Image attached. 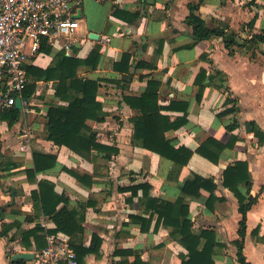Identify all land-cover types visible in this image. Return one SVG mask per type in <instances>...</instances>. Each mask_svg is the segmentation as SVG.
<instances>
[{
    "label": "crops",
    "instance_id": "1",
    "mask_svg": "<svg viewBox=\"0 0 264 264\" xmlns=\"http://www.w3.org/2000/svg\"><path fill=\"white\" fill-rule=\"evenodd\" d=\"M95 1L106 2V11L98 13L95 26L85 32L81 29V40L75 45L78 48L66 54L86 58L95 45L100 46L98 66L80 74L98 81L104 119H89L87 123L99 143L113 146L118 152L107 160L102 152L94 151L90 160L46 139L44 126L50 102L66 104L55 98L53 80L38 81L36 91L29 97L28 109H20L19 119L13 124L2 119V112L0 230L3 223L14 225L6 236L0 234V264H10L13 254L36 248L33 236L29 238L30 249L25 247L24 231L43 220L50 229L54 227L47 216H37L31 197L37 184L28 180L25 170L33 167V150L57 157V165L38 174V179L52 180L55 191L65 193L72 205L91 202L86 208L83 232L70 236L76 243L88 246L95 234L101 245L97 253H88L82 264H131L136 256L146 264H181L187 249L171 236L172 227L162 221L156 223L154 214L149 224H143L147 230H142V223L129 217L149 218L144 205L139 203L142 190L138 189L133 196L131 190H121L144 181L151 184V196L171 202L183 198L194 231L214 230L217 241L223 244L213 254L215 264H240L234 240L239 237L242 214L237 197L222 184L221 177L228 164L245 160L251 176L250 194L258 197L246 213L242 252L250 264H264V143H258L248 125L254 121L264 130V42L244 41L264 29V0L201 1L198 13L209 26H221L234 32L238 42H244L243 46L235 47L233 54L228 53L221 36L193 42L191 26L185 19L188 3L198 0ZM83 4L84 0L80 6L81 23ZM113 4L129 13L138 12V16L133 21L117 18L111 14ZM91 33L98 34V38H92ZM125 52L131 55L128 70L114 69L113 63H119ZM52 57L53 53H44L34 65L46 68ZM151 78L160 83V105L168 106L173 101L189 103L187 124L166 132L175 145L195 150L209 137L226 142L231 134L236 136L234 145L223 149L218 163L194 152L187 164L177 170L171 160L132 143L130 117L137 114V109L130 107L123 96L141 94ZM201 82L205 87L198 101ZM230 109L233 110L226 112ZM161 112L171 119L183 114L177 108ZM232 123L236 126L229 131L227 125ZM61 166L92 175L94 183L87 186L78 182ZM193 173L213 178L217 184L212 208L206 205L209 196L206 189H201L198 197L183 194L182 186ZM203 242L204 239L200 247ZM116 250L131 253L117 254ZM25 264L33 262L25 260Z\"/></svg>",
    "mask_w": 264,
    "mask_h": 264
},
{
    "label": "trees",
    "instance_id": "2",
    "mask_svg": "<svg viewBox=\"0 0 264 264\" xmlns=\"http://www.w3.org/2000/svg\"><path fill=\"white\" fill-rule=\"evenodd\" d=\"M201 1L189 2L187 5L189 13L185 20L191 26L193 42L209 39L213 35L221 36L228 53L233 54L235 47L243 46L244 42H238L234 32L226 31L221 26H209L198 13ZM112 8L111 14L124 21H133L138 16V12L129 13L121 10L116 4H113ZM253 22L254 20H251V24ZM246 40L254 43L264 42V29L254 32L244 41ZM251 45L252 43L249 46ZM76 48L78 46L74 45L73 49L76 50ZM99 49L100 46L97 44L86 58H79L67 55L65 51L53 52L50 46L43 47L45 53H53L52 60L46 68H41L34 64L26 66L28 83L22 92L23 98H29L36 91L38 81L53 80L55 83V98L66 102V104L50 102L44 126L45 137L54 144L66 146L79 156L90 160L94 156V151L102 152L107 160L111 158L112 154L118 152L117 148L113 146L99 143L96 133L87 123L89 119L96 121L104 119L102 103L98 100V81L80 74L81 71L92 70L98 66L100 60ZM130 58L131 55L128 52L123 53L120 62L113 63L114 69L127 71ZM217 74L223 76L221 71H217ZM159 87V81L151 78L147 81V86L141 94L123 96L124 101L130 107L137 109V114L130 117V121L133 123L132 143L171 160L177 170L187 164L194 152L214 163H218L221 152L226 147L234 145L236 136L231 134L226 142L209 137L195 150L184 145H175L172 139L167 137L166 132L187 124L189 103H176L173 101L168 106L160 105L158 103ZM204 87L201 82L196 95L198 101L202 98ZM170 108L182 110L183 114L171 119L170 116L161 112L163 109ZM231 110L233 109L226 110V112ZM20 113L21 110L14 105L4 111L1 117L2 119H7L8 124L11 125L19 119ZM234 123L227 125L229 131L236 126ZM248 125L257 138L258 143L263 144L264 130L259 128L254 121H249ZM32 158L33 167L26 169L25 172L28 180L37 184V188L31 191L37 216L39 217L40 214H43L52 220L54 227L49 230L50 232L63 231L71 236L83 232L86 208L91 202H76L75 205H72L70 198L65 193L55 191V183L52 180L37 178L38 174L47 172L57 165L55 154L33 150ZM60 169L68 172L84 185L91 186L94 183L93 176L86 172L65 166H61ZM221 179L222 184L228 187L237 197L239 211L242 214L239 220V237L234 240V244L237 247V260L240 264H250L246 261L242 252L243 238L246 229V213L258 196L250 194L251 176L247 162L245 160H236L228 164L222 172ZM216 186L217 184L213 181V178L193 173L184 182L182 192L188 196L198 197L201 194V189L208 190L209 196L206 200V205L212 208L216 201L214 194ZM125 189L131 190L132 196L137 194L138 189L142 190L139 203L144 205V211L149 213V218L137 215L129 216L131 220L142 223V230H147L148 227H144L143 224H149L154 214L157 215L156 223L162 221L164 225L172 227L171 236L178 238L180 243L187 249V253L181 257V264H215L213 254L216 248L223 244L217 241L215 232L212 229H202L197 232L193 230L189 207L187 203L183 202V198H178L176 201L171 202L151 196L149 194L151 184L147 181L121 188V190ZM2 214L3 211L0 216ZM12 225L14 223H3L0 230L1 236H6ZM30 236L34 237L36 248H41L45 244L44 228L40 224L37 223L33 228L23 232L24 244L27 249L31 247ZM203 239V245L200 247ZM100 245L101 239L95 234L92 235L88 246L76 243L73 239L71 240V247L76 253L78 264L84 262V257L88 253H97ZM115 253L128 254L131 251L116 250ZM10 264H25V260L10 261ZM131 264L146 263L139 256H136Z\"/></svg>",
    "mask_w": 264,
    "mask_h": 264
},
{
    "label": "built area",
    "instance_id": "3",
    "mask_svg": "<svg viewBox=\"0 0 264 264\" xmlns=\"http://www.w3.org/2000/svg\"><path fill=\"white\" fill-rule=\"evenodd\" d=\"M81 2L0 0V114L14 106L18 97L23 110L28 109L29 98L22 97L28 83L26 66L45 53L43 47L68 53L78 44L80 16L75 15ZM40 224L45 244L32 250L33 264H78L71 236L63 231L50 232L44 220Z\"/></svg>",
    "mask_w": 264,
    "mask_h": 264
},
{
    "label": "rangeland",
    "instance_id": "4",
    "mask_svg": "<svg viewBox=\"0 0 264 264\" xmlns=\"http://www.w3.org/2000/svg\"><path fill=\"white\" fill-rule=\"evenodd\" d=\"M107 3H97L95 0H84L83 4V21L78 27L77 30V39L81 40V35L86 29L92 28L95 26V19L98 17V13H102L107 9ZM81 29L83 30L81 33ZM82 72V71H81Z\"/></svg>",
    "mask_w": 264,
    "mask_h": 264
},
{
    "label": "water",
    "instance_id": "5",
    "mask_svg": "<svg viewBox=\"0 0 264 264\" xmlns=\"http://www.w3.org/2000/svg\"><path fill=\"white\" fill-rule=\"evenodd\" d=\"M81 15V11L79 10L78 13L75 15V17H79ZM92 38L97 39L98 34L91 33L90 35ZM15 106L19 109H22V104H21V98L18 97L15 102ZM32 260L33 259V252L32 251H22V252H17L11 256V260Z\"/></svg>",
    "mask_w": 264,
    "mask_h": 264
}]
</instances>
